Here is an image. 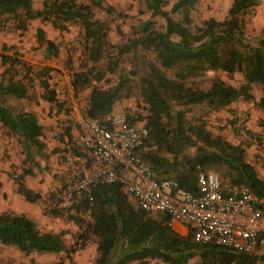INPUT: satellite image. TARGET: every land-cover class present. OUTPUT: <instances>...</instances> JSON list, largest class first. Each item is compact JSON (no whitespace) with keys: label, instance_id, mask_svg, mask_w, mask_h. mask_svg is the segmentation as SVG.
<instances>
[{"label":"trees","instance_id":"obj_1","mask_svg":"<svg viewBox=\"0 0 264 264\" xmlns=\"http://www.w3.org/2000/svg\"><path fill=\"white\" fill-rule=\"evenodd\" d=\"M76 1H46L42 9L35 10L32 0H0V18L4 15L17 16L19 12H23L27 19L47 15L52 17L53 25L60 29L78 21L84 29L85 40L90 43L87 58L94 65L103 55L106 26L95 17L88 5ZM94 1L99 4L97 0ZM198 1L175 0L166 10L165 0H145L152 16L164 19L163 29L157 28L153 20L141 22L134 28L131 41L117 50L122 55L141 47L154 52L158 62L147 61L145 65L141 62L139 85L146 112L139 115V120H132L147 127L145 145L149 143L163 148L169 156L155 151L143 152V158L155 178L175 179L180 187L187 190H196L198 169H223L227 178V185H222L223 192L230 193L233 188L246 187L255 195L258 205L264 208V179L246 160L245 147L221 135H213L203 118L192 122L186 116L191 105L216 111L238 98L253 99L251 88L254 83L261 85L262 94L256 99V105L264 113V27L258 43L253 44L244 36L242 18V14L259 0H232L222 20L211 16L193 27L191 13ZM37 38L45 43L47 49L56 53L53 42L45 38L42 28L37 29ZM14 62L20 63L10 56L1 55L3 65L10 63L13 66ZM10 65L6 66L7 71ZM116 68L117 62L111 60H107L105 70L95 73L94 67L89 66L84 71L72 74V84L77 91L90 85L93 79L102 80L106 71L113 73ZM48 70L44 68L42 76L38 75L39 86L42 88L41 98L53 102L56 97L48 82ZM168 70L172 71L173 77L167 74ZM209 70L221 71L228 78L238 71L244 81L235 86L214 76L206 88L188 83L191 78ZM124 88L131 89L126 77L119 78L108 88L93 85L86 106L81 108L82 114L108 124L107 117L123 95ZM0 94L23 98L27 89L24 82L11 78L6 84L0 81ZM125 95H128L127 92ZM0 125L9 135L20 139L26 159H32L34 154L45 155L43 126L33 112L15 111L0 100ZM187 148L194 149L193 153L187 154ZM35 165L39 166L38 163ZM32 172L31 167L24 168L16 181L18 193L29 202L41 198L40 193L31 191L22 181L24 175ZM130 198L120 184H100L94 188V204L87 232L97 237L96 264H130L135 261L148 264L149 260L166 264H192L196 256L199 258L198 264H254L249 255L223 246L197 242L190 231L184 236L180 235L167 225L169 217L166 214L141 210ZM74 203L69 209H73ZM76 208L78 211L85 210L87 198L81 199ZM74 214L66 217L81 225L82 218ZM52 215L63 217L65 214L55 211ZM0 243L15 246L25 254L68 250L62 232L42 231L25 214L10 212L0 213Z\"/></svg>","mask_w":264,"mask_h":264},{"label":"rangeland","instance_id":"obj_2","mask_svg":"<svg viewBox=\"0 0 264 264\" xmlns=\"http://www.w3.org/2000/svg\"><path fill=\"white\" fill-rule=\"evenodd\" d=\"M46 1L54 0H32L34 9H42ZM97 1L99 4L95 3L94 0L76 1L77 3L88 5L95 17L103 21L106 26L107 31L103 55L94 65L87 58L90 43L85 40L84 29L80 22H71L65 29H60L53 25L52 17L47 15L43 18L36 17L27 19L23 12H19L17 16L4 15L0 18V81L6 84L11 78L13 80H20L22 83L24 82L27 89V94L23 98H17L9 94H0V100L2 102L11 106L15 111H19L27 110V108L31 104H35V100H37L35 104V107H37L36 111L39 113L37 118H41L42 113H45L40 112L41 105L38 97L41 96V89L39 87L38 75L42 76V70L44 68L49 69L47 75L49 78L48 82L50 88L55 90V95L58 94L60 96L63 94L60 99V104L64 105L67 101L70 103L71 100L67 90L68 76L71 78L74 72L80 70L84 71L89 66L94 67V73L97 70H105L107 60H111L117 62L115 72L111 73L106 71L104 78L100 81L93 79L90 85L75 91L74 98H76L79 103L78 92L82 94L85 98L84 100H86L93 85H97L101 88H108L118 82L119 78L126 77L129 83H131V89H123V95L115 104L111 113L123 110L127 112L129 116H132L133 119L139 120V115L146 112V107L140 94V67L142 63L145 65L147 61L154 63L158 62L154 52L144 50L141 47L127 51L122 55H119L117 50L120 46L131 41L134 36V28L141 22L153 20L157 28L163 29L165 24L164 19L160 16H152L146 7L145 0ZM165 1L166 4L164 8L169 10L175 0ZM230 1L231 0H199L191 13L193 19L192 26L200 25L204 19L211 16L218 20H222L227 14ZM173 16L177 17L176 14ZM242 18L244 20L245 38L253 44H257L261 37V30L264 27V16L258 15L254 8H249L242 14ZM38 28H42L45 38L53 42L57 50L56 53L53 52L54 50L51 51L47 49L45 43L38 41ZM2 54L10 56L20 63L14 62L13 66H11L10 63L3 65L1 63ZM29 54H31V57L35 58V63H28L26 56H29ZM22 64L27 67H23ZM9 65L11 67L7 71L5 68ZM167 74L172 77L174 76L172 71L169 70ZM214 76L221 77L235 86H239L244 81L241 73L238 71L234 72L233 75L228 78L227 75L221 71L209 70L201 76L191 78L188 83L206 88L210 85V81ZM126 92L128 95H125ZM251 93L253 94V99L238 98L227 107L216 111H209L205 106L191 105L188 107L186 116L192 122H195L201 117L207 122V126L213 135H221L232 143L242 144L246 150V160L254 166L258 175L264 179V113L256 105V99L262 94L261 85L257 83L252 84ZM61 108L66 110V107L62 106ZM109 117H107V119ZM238 124H242L241 129L238 127ZM44 125L45 124H43V126ZM55 132H57L56 128L52 129L48 127L43 136L45 138L50 135V139H56L58 142H61V146H64L63 152H66V155L57 154L58 151L55 153L52 149L48 150L47 144H45L42 139L44 144L43 153L45 155L39 156L34 154L32 155V159H26L20 139H18L17 136L9 135L4 127L0 125V176L2 175L11 184H16L24 168H33L38 172V175L43 176V182L47 180L49 174H52V172L57 169L54 164H66V168L64 169L65 174H63L59 180L57 177L53 178L58 182L57 186L51 187L47 185V191L41 195L38 201H35V206L39 207L41 214L44 216L40 221L41 223H53L56 221L57 216L52 215L55 211L48 208L49 202L52 200H59V196L64 187V180L68 173H80L82 171L78 164H74L73 162V164L70 165V157L68 156V154H84V152H82V145H78V149L81 146V150H74L77 147L71 145L67 148L69 143L65 141V131ZM67 150L69 152H67ZM155 151L169 156L168 153H165L163 148L159 149L155 145L149 143L145 145L143 152ZM193 151L194 149L187 148L185 152L191 154ZM36 163H38V167L35 165ZM86 163L90 165V161ZM212 170L219 174L222 185L226 186L227 178L224 175V170L220 168ZM51 193L53 194L52 197L49 196ZM3 196L4 198H0V213L10 212L8 210H1L3 207L8 208V206H6L7 200L5 193ZM83 198L84 195H74L73 201L71 202V205L75 202L73 209H69L71 207L70 205L66 210L59 211L65 214V217H60L61 221L76 225V230L72 232L73 238L67 246L68 250L63 252V257H60V259L47 260V256L49 255H42V257L46 258L43 259L40 258L39 255L33 254L29 264H83L82 259L79 258L74 260L72 258H75L76 254L84 250L87 251L80 255L81 257L85 256L88 258L85 260L86 262L84 264H96V259L98 257V254L96 255L97 238L95 235L87 232V224L90 221V215L86 212L87 208L83 211H78L76 208V204ZM130 200L136 206L135 201L132 198H130ZM33 212L36 213L35 210H33ZM70 213H75L74 215L77 214L82 218L83 221L81 225H78L73 220L66 217ZM64 226H67V224L64 223ZM68 230L69 229H62L61 232L64 235ZM187 232L188 230L180 232L179 234L184 236ZM77 238H81L83 241L79 249L73 247ZM11 248L12 247H9V249ZM72 248H74L75 251ZM25 256V258H29V255L26 254ZM67 257L70 260L65 262L64 258ZM10 262L11 260L9 257H0V263L10 264ZM191 262L192 264H198L199 258L196 256ZM130 264L140 263L135 261ZM148 264L166 263L158 260H149Z\"/></svg>","mask_w":264,"mask_h":264},{"label":"built area","instance_id":"obj_3","mask_svg":"<svg viewBox=\"0 0 264 264\" xmlns=\"http://www.w3.org/2000/svg\"><path fill=\"white\" fill-rule=\"evenodd\" d=\"M67 79L69 118L82 132V161H90V166L66 175L59 200L49 202L50 210H66L80 194L87 198L90 215L94 188L120 184L141 210L166 214L168 226L178 222L197 242L223 246L264 264V208L250 190L223 192L221 178L212 169H198L196 190L184 189L172 178H155L143 158L147 127L123 110L111 113L108 124L86 118L74 98L72 78ZM82 243L77 238L73 247L79 249Z\"/></svg>","mask_w":264,"mask_h":264},{"label":"crops","instance_id":"obj_4","mask_svg":"<svg viewBox=\"0 0 264 264\" xmlns=\"http://www.w3.org/2000/svg\"><path fill=\"white\" fill-rule=\"evenodd\" d=\"M231 1L229 3V7L231 5ZM197 3H196V5H197ZM252 8H254V10L258 13V15L264 16V0H259V2L255 6H253ZM26 59H27L29 64H33L36 61L34 57H31V54H29V56H26ZM40 89H41L40 94H42V88L40 87ZM54 92H55V90H54ZM62 95L63 94H61L60 96L58 94L55 95L57 100L53 101V102H48V101L42 99L41 96H39L38 100L40 101V105H41L40 112H44L45 114L42 113V117L37 118V119L42 124V126H43V124L47 125V126H45V125L43 126V132L44 133L48 127L52 128V129L56 128L57 132L58 131H62V132L65 131V134H64L66 136L65 141H66V143L67 142L69 143V145H67V148L70 145L77 147L78 145H81L82 132L77 125H75L71 122V120L69 118V111L66 112L64 109L61 108L63 106V107H66L65 109H67L69 106V101H67V103L64 105L60 104L61 103L60 99L62 98ZM78 97H79V101H80L78 103V106H79V109L81 110V108L86 106L87 99L84 100L85 99L84 96H82V94H79V92H78ZM36 102H37V100H35V104H36ZM35 104H31L27 108V110L33 112L37 117V116H39V113H37V111H36L37 107H35L36 106ZM57 132H55V133H57ZM42 139H43V142L45 144H47L48 150L52 149V151H55V153H57V151H58L57 154L60 153V154L66 155V152L65 153L63 152L64 146H61V142H58L56 139H50V135L46 136L45 138L43 136ZM74 150H77V148H75ZM67 152H69V151L67 150ZM82 155L83 154H77V155H75V154L69 155L68 154V156L70 157L69 163H70V165H72L74 162V164H78V166L81 168L82 171H86V169L89 168L90 165H89V163L82 161ZM54 166L57 169L54 170L52 172V174H49L47 180H45L43 182H42L43 176L38 175V172L32 168L33 172L31 174L24 175L22 178L24 185L28 189H30L31 191L40 193V195L44 194L45 191H47V189H48L47 185H50L51 187L57 186L58 182H56L53 178L57 177V179L59 180V178H61V176L63 174H65L64 169L66 168V164H60V165L54 164ZM50 181H52V182H50ZM0 182H1L0 198H4L3 195L5 193L6 200H7L6 206H8V208L3 207V209H1V210H4V211L8 210L14 214H25L29 218L33 219L36 222L38 228L42 231H50V232L58 233V232H61L62 229H69L68 232L66 231L63 235V239L65 241V246L67 248V246L69 245V242L73 238L72 232H74L76 230L75 224L61 221L60 217H56V221L53 223H49V222H46V223L42 222L41 223L40 221H41V219L44 218V216L41 214L39 207L35 206V202L27 201L21 194L18 193L17 184H15V185L11 184L2 175L0 176ZM33 210H35L36 213L33 212ZM64 223L67 224V226H64ZM64 227H66V228H64ZM172 228L175 231H177L178 233L188 230L185 226H183L182 224H180L178 222H174ZM9 247H12V248L9 249ZM96 250H97V248H96ZM86 251L87 250H84V251L80 252L79 254H76L75 258H72V259L76 260V259L80 258V259H82V262L84 264L86 262L85 260L88 258L85 256L81 257L80 255H82V253H84ZM63 252L64 251L59 252V253L33 252L30 254H27V255H29V258L27 259V258H25L26 254L21 252L20 250H18L15 246L4 245V244L0 243V257H4V258L9 257L11 260L10 264H20V263L29 264L30 263L29 261L31 260V257H33V254L39 255L40 258H43V259H46V258L42 257V255H49V256H47V260H54L56 258L60 259V257H63ZM97 254H98V252L96 251V255ZM68 260H70L68 257L64 258L65 262H68ZM76 263H77V261H76ZM0 264H2V263H0ZM77 264H82V263H77Z\"/></svg>","mask_w":264,"mask_h":264}]
</instances>
